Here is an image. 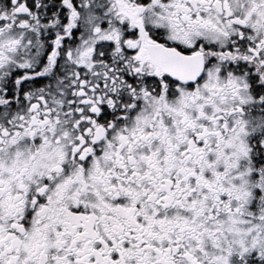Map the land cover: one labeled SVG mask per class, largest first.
Listing matches in <instances>:
<instances>
[{
  "label": "snow or ice",
  "instance_id": "1",
  "mask_svg": "<svg viewBox=\"0 0 264 264\" xmlns=\"http://www.w3.org/2000/svg\"><path fill=\"white\" fill-rule=\"evenodd\" d=\"M0 264H264V0H0Z\"/></svg>",
  "mask_w": 264,
  "mask_h": 264
}]
</instances>
